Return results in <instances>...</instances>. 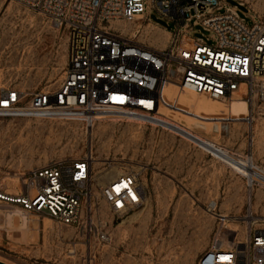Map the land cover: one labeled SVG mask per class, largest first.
<instances>
[{"label": "rangeland", "instance_id": "374dc122", "mask_svg": "<svg viewBox=\"0 0 264 264\" xmlns=\"http://www.w3.org/2000/svg\"><path fill=\"white\" fill-rule=\"evenodd\" d=\"M242 1L226 3L248 24L253 12L264 20V0ZM148 18L176 31L155 10ZM151 28L146 42L165 46L166 32ZM211 34L202 26L189 32L205 40ZM67 55L63 29L17 1L0 0V90L55 89ZM163 91L177 108L161 106L153 125L111 119L87 130L69 121L0 117V191L17 194L23 173L93 152V190L104 212L99 227L111 238L0 202V258L14 264H198L212 242L215 214L226 215V227L241 240L250 228L264 229L262 88L249 103L247 97L218 101L194 95L174 83ZM247 159L262 169L251 185L235 169H245ZM131 170L140 171L146 198L139 209L119 218L108 211L101 188Z\"/></svg>", "mask_w": 264, "mask_h": 264}, {"label": "built area", "instance_id": "2783aa9c", "mask_svg": "<svg viewBox=\"0 0 264 264\" xmlns=\"http://www.w3.org/2000/svg\"><path fill=\"white\" fill-rule=\"evenodd\" d=\"M14 1L63 29L68 55L55 89L2 88L0 117L69 121L87 130L111 119L153 125L161 106L177 108L163 95L167 83L219 100L241 94L248 101L258 88L264 95V20L253 12L248 24L226 0ZM149 10L174 23L176 31L151 22ZM197 26L211 31L207 40L189 35ZM151 27L170 33L162 48L146 42ZM93 161L87 153L29 170L22 174L21 191H0V202L108 240L100 228L104 212L93 190ZM100 196L119 218L139 209L146 198L140 171L119 174ZM215 215L212 242L198 264H264V229L250 228L241 240L226 227L225 216Z\"/></svg>", "mask_w": 264, "mask_h": 264}, {"label": "bare ground", "instance_id": "6f19581e", "mask_svg": "<svg viewBox=\"0 0 264 264\" xmlns=\"http://www.w3.org/2000/svg\"><path fill=\"white\" fill-rule=\"evenodd\" d=\"M246 1L249 2V0H246ZM164 32H165V31H164ZM167 35H168L167 38H168V41H169V39H170V33L167 32ZM174 84H175V83H174ZM179 88H181V87H179ZM181 89H183V88H181ZM185 90H187V89H185ZM187 91H189L190 93H192V94H194V95H200V93H196V92H193V91H190V90H187ZM242 91H245V89L243 88ZM163 95H164V97H165L166 99H168V94L165 93L164 91H163ZM177 95H178V94H177ZM169 97H170V96H169ZM236 97H238V98H243V97L241 96V94H238ZM179 98H180V97H179ZM211 99H213V98H211ZM213 100L222 101V100H219V99H213ZM178 101H179V100H178ZM245 101H246V103H249L246 99H245ZM234 104H235V106H236L237 108H239L237 102H234ZM159 112H160V109H159ZM159 112H158V114H159ZM158 114L156 115V119L152 121V124L157 123V122H155V121H157ZM220 128H222V126H221ZM91 147H92V146H91ZM92 151H93V150H92ZM90 153H91V152H90ZM92 154H93V152L91 153V155H92ZM92 159L95 161V159L93 158V156H92ZM253 163H254V162H253ZM253 163L251 162L250 159H247V160L245 161V164L243 165L245 169H238V168H235V169H237V172H240V173L242 174L243 177L245 176V178L248 179L249 185H251L252 182H253V179H254V173H256V172H261V171H262L261 168H258L257 166L254 165L255 163H254V164H253ZM114 178H115V177H114ZM20 187H22V184L20 185ZM216 204H217L216 202H212V203L210 204V206H211V207H214ZM21 212H22V211H21ZM18 214H20V213H18ZM22 214H23V213H22ZM9 215H10V214H9ZM17 216H18V215H17ZM223 216L227 217L226 215H223ZM50 220H52V219L50 218ZM234 231H236V230H234ZM108 241H111V238H110V237L108 238ZM73 252L75 253V250H74ZM0 261H4V262H6V263H10V262H8V261L2 259V258H0ZM10 264H14V263H10Z\"/></svg>", "mask_w": 264, "mask_h": 264}, {"label": "crops", "instance_id": "0c3cea01", "mask_svg": "<svg viewBox=\"0 0 264 264\" xmlns=\"http://www.w3.org/2000/svg\"><path fill=\"white\" fill-rule=\"evenodd\" d=\"M160 30H163V29H160ZM165 32H166V31H165ZM166 34H167V32H166ZM155 47H158V48H162L163 46H162V47H159V46H155Z\"/></svg>", "mask_w": 264, "mask_h": 264}]
</instances>
